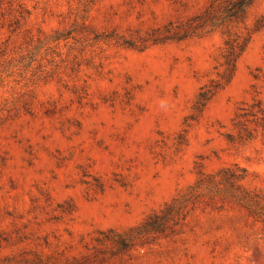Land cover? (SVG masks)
Wrapping results in <instances>:
<instances>
[{
	"label": "rangeland",
	"instance_id": "374dc122",
	"mask_svg": "<svg viewBox=\"0 0 264 264\" xmlns=\"http://www.w3.org/2000/svg\"><path fill=\"white\" fill-rule=\"evenodd\" d=\"M0 240L264 264V0H0Z\"/></svg>",
	"mask_w": 264,
	"mask_h": 264
},
{
	"label": "trees",
	"instance_id": "16d2710c",
	"mask_svg": "<svg viewBox=\"0 0 264 264\" xmlns=\"http://www.w3.org/2000/svg\"><path fill=\"white\" fill-rule=\"evenodd\" d=\"M120 241H122L123 244H126L127 240L121 237ZM2 261L9 264H19L20 262H24L25 264H50V255L45 257L43 253L39 251L34 258H31L30 256H27L25 252L22 254L21 258H18L16 255H8ZM3 262H0V264H3ZM67 264H80V261H78V259H70Z\"/></svg>",
	"mask_w": 264,
	"mask_h": 264
}]
</instances>
